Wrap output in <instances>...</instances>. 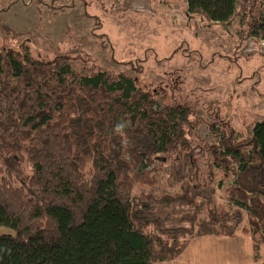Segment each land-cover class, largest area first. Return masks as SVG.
Here are the masks:
<instances>
[{
    "label": "trees",
    "instance_id": "trees-1",
    "mask_svg": "<svg viewBox=\"0 0 264 264\" xmlns=\"http://www.w3.org/2000/svg\"><path fill=\"white\" fill-rule=\"evenodd\" d=\"M240 1L186 0V10L210 22L239 14L264 41V0ZM25 52L0 49V226L14 231L0 235V264L167 262L197 237H234L241 210L264 235V121L241 140L225 123L219 144L195 154L183 129L190 108L157 109L132 77L97 66L76 74L66 58ZM172 158L176 169L188 165L175 176L179 190L156 198L138 188L150 166ZM219 174L234 178L223 192L235 210L214 205ZM156 203L193 207L182 218L190 226L166 227ZM256 233L255 249L264 243Z\"/></svg>",
    "mask_w": 264,
    "mask_h": 264
},
{
    "label": "rangeland",
    "instance_id": "rangeland-1",
    "mask_svg": "<svg viewBox=\"0 0 264 264\" xmlns=\"http://www.w3.org/2000/svg\"><path fill=\"white\" fill-rule=\"evenodd\" d=\"M246 22L239 14L228 22H210L187 13L186 0H0V49L26 48L27 57L41 61L66 58L76 74L97 66L111 76L134 78L156 97L157 109L163 104L190 108L183 129L199 154L206 144H219L225 123L241 140L264 121V41L248 36ZM173 158L150 166L149 180L138 188L156 198L179 190L175 176L188 165L176 169ZM198 166L204 177L209 165ZM233 179L219 174L211 185L219 209H236L223 192ZM153 207L159 216L168 215L166 227L190 226L182 218L193 207ZM241 212L235 242L214 235L192 239L177 264H264V243L255 249L252 239L257 232L261 242V229ZM13 234L0 226V235Z\"/></svg>",
    "mask_w": 264,
    "mask_h": 264
},
{
    "label": "crops",
    "instance_id": "crops-1",
    "mask_svg": "<svg viewBox=\"0 0 264 264\" xmlns=\"http://www.w3.org/2000/svg\"><path fill=\"white\" fill-rule=\"evenodd\" d=\"M202 237H205V236H201V237H198V238H195V239H200V238H202ZM207 237L214 238V236H207ZM234 237H235V236H234ZM234 237H226V236H224V241L235 242V241L233 240ZM195 239H193V240H195ZM235 240H238V237H237ZM243 242H246V241L243 240ZM246 243H248V244L250 245L249 242H246ZM222 247H228V245L225 244V245L222 246ZM236 247H237L236 250L239 251V250H240V249H239V246H236ZM185 249H186V248H185ZM185 249H184V250H185ZM184 250H183V251H184ZM183 251L180 253V255H178L175 259H173V260H171V261H167V262H158V263H155V264H177V263L180 262V258H181V255H182ZM252 257H253V256H251V252H250V253L247 255V258H250L251 263H252Z\"/></svg>",
    "mask_w": 264,
    "mask_h": 264
}]
</instances>
